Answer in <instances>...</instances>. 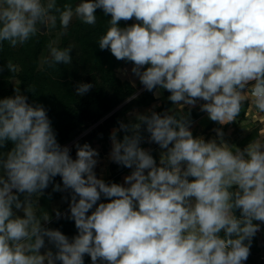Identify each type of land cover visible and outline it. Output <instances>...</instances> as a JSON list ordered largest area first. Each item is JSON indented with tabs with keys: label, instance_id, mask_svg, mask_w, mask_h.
Instances as JSON below:
<instances>
[{
	"label": "clouds",
	"instance_id": "obj_1",
	"mask_svg": "<svg viewBox=\"0 0 264 264\" xmlns=\"http://www.w3.org/2000/svg\"><path fill=\"white\" fill-rule=\"evenodd\" d=\"M97 9L110 17L99 49L130 63L157 99L169 93L173 107L117 121L108 158L130 172L116 183L98 177L89 143L77 142L72 157L45 107L19 85L0 98V264H84L86 255L92 264H245L264 225V142L230 145L223 126L246 102L264 113V0H0V47L26 44L57 18L65 31L73 18L94 26ZM71 53L50 42L44 62L71 64ZM93 88L79 82L75 93ZM197 105L221 126L215 138L194 136ZM145 143L158 146V161ZM50 185L69 193V212L55 215L74 221L71 238L33 210Z\"/></svg>",
	"mask_w": 264,
	"mask_h": 264
},
{
	"label": "trees",
	"instance_id": "obj_2",
	"mask_svg": "<svg viewBox=\"0 0 264 264\" xmlns=\"http://www.w3.org/2000/svg\"><path fill=\"white\" fill-rule=\"evenodd\" d=\"M65 3H71L75 6L79 0H57V4L60 6ZM96 15L97 22L94 26H84L75 19L65 31L61 28L57 18L55 28L49 25L47 32H38L26 44L11 48L7 43H4L0 47V66L7 64L9 60L17 65L15 73H10L6 69L0 73V98L13 95L14 87L19 85L25 95L28 96L29 103H39L45 107L53 129L57 133L58 142L71 148L73 158L76 155L74 145L77 142L80 144L87 142L93 148L99 145V159L109 154V136L111 130L118 127L117 121L123 120L125 123L130 119L134 121V117H130L128 113L140 109L143 111L149 109L161 98V105L155 111L162 112L173 107L171 102L167 100L169 93L166 91L157 99L153 93L143 88L139 80L133 84L129 79L119 74L124 67H132V65L124 61H117L109 51L99 49L98 40L106 32L110 17L105 16L100 9H97ZM132 22L128 21L127 23L131 24ZM120 26H125V22L121 21ZM50 42H54V46L61 49L71 46L72 63L49 67L44 61L48 58V44ZM16 80L18 84L14 83ZM79 82L93 83L94 88L88 94L79 97L75 93V85ZM133 93L138 94L137 98L125 102L126 98ZM188 111L189 109L186 107L179 114L186 115ZM204 114L199 107L192 108L190 110L192 125ZM243 119L244 117L239 122L232 123L236 126L234 131L236 143L242 149L248 143L259 138L258 131L261 125L259 123L249 132H244L240 128ZM229 126L230 124L223 127L225 134ZM217 127L221 126L212 122L207 127V131ZM192 131L194 136L198 135L197 131ZM145 135L147 134L145 133ZM207 135L213 136V132ZM120 136L122 138L123 133ZM142 146L152 148L153 156L157 161L159 160L160 149L157 145L145 143ZM8 147L10 148L11 144ZM0 151L6 152L7 149ZM129 172V169L111 163L110 176L106 182L122 183V175L129 174ZM97 175L99 176L98 172ZM54 182L62 184L59 176L55 178ZM53 194L50 185L40 199L38 196L33 197L34 201L38 200V204H34L33 209L41 219L45 214H49L51 222L46 224V227L59 229L71 238L77 234L74 221L66 217L56 218V211L48 202ZM58 196L59 194H54L53 202L58 203L59 200H65H62L64 196L60 199ZM65 197L69 198L68 192H66ZM59 211L67 214L69 203L65 204ZM236 215L239 216V211L236 212ZM261 245L264 246V238L257 233L253 238L250 256L245 264H250V258L264 251V247ZM84 264H92L87 255L84 257Z\"/></svg>",
	"mask_w": 264,
	"mask_h": 264
},
{
	"label": "crops",
	"instance_id": "obj_3",
	"mask_svg": "<svg viewBox=\"0 0 264 264\" xmlns=\"http://www.w3.org/2000/svg\"><path fill=\"white\" fill-rule=\"evenodd\" d=\"M161 101H162V98L159 101H157L156 103H154L151 106V108H153V106H156V105H158V107H159L161 105ZM158 107H155L154 110L158 109ZM196 107H199V105H197ZM243 117H244V119L241 121L240 128L244 132H249L250 130H252L253 127H257L258 124L260 123L261 125H260L259 131H258L259 132V138L256 139L255 141L264 142V113H259V112L252 110V108L250 106H248L247 102H246L245 107L243 108L240 115L236 118V121L239 122L241 120V118H243ZM211 123H212V121H210L208 119L207 114L205 113L202 117H200L191 126V130L197 131V133H198L197 136H203L206 140L211 139V138H215L216 134L213 131V129L210 130L209 132L207 131V127ZM235 129H236V126L234 124L230 123V126L227 129V133L225 134L224 138H225V141L227 143H229L230 145H235V146L239 147L236 143L235 136H234ZM210 132H213V136L207 135ZM255 141H253V142H255ZM125 175H127V174H124L121 177L122 182H123V177ZM258 233L261 235V237L264 238V228H262L261 231H259ZM261 246H263V245H261ZM263 250H264V248H263ZM41 251L43 252L44 250L42 249ZM259 254L264 255V251L260 252ZM259 254H256V255H259ZM262 259H264V258H262Z\"/></svg>",
	"mask_w": 264,
	"mask_h": 264
},
{
	"label": "rangeland",
	"instance_id": "obj_4",
	"mask_svg": "<svg viewBox=\"0 0 264 264\" xmlns=\"http://www.w3.org/2000/svg\"><path fill=\"white\" fill-rule=\"evenodd\" d=\"M75 21V18H73L72 22ZM71 22V23H72ZM46 32H47V29H46ZM127 69L128 71L125 73L123 70ZM131 67H124L120 72L119 74L124 77V78H127L129 79L133 84H136L138 82V79L133 76L131 74V71H130ZM15 84H18V81H14ZM150 109V108H149ZM148 109H145L144 111L146 112ZM135 111H138L140 113H144L143 110H135ZM133 118V117H132ZM96 148L97 150H100V146L99 145H96ZM110 149H111V142H110ZM109 149V150H110ZM110 152V151H109ZM113 163L109 160L108 158V154L106 156H104L102 159H99V163H98V166H97V172L99 173V176L98 177H102L103 179H105V181L107 180L108 176H110V164ZM54 194H59V199L64 196L62 198L65 199V195H66V192H53ZM54 194L52 197H50L49 201L51 206H53V210L56 211V210H60V208H63L65 206V204L68 203V200L65 199L64 201H61L59 200V202L57 203L56 201L53 202V198H54ZM42 197V196H41ZM40 197V198H41ZM39 198V199H40ZM70 199V197H69ZM41 201V200H40ZM52 202V203H51ZM47 203V202H46ZM34 210V209H33ZM48 214V213H47ZM252 256V255H251ZM264 255L262 254H259V255H255L253 256V258H250V264H264Z\"/></svg>",
	"mask_w": 264,
	"mask_h": 264
},
{
	"label": "water",
	"instance_id": "obj_5",
	"mask_svg": "<svg viewBox=\"0 0 264 264\" xmlns=\"http://www.w3.org/2000/svg\"><path fill=\"white\" fill-rule=\"evenodd\" d=\"M41 31H42L43 33H45V32H46V29H44V27L42 26V27H41Z\"/></svg>",
	"mask_w": 264,
	"mask_h": 264
}]
</instances>
